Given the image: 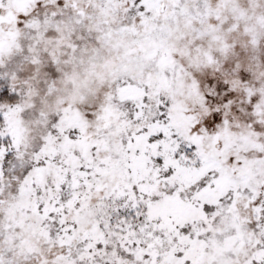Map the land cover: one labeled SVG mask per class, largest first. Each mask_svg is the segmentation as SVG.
<instances>
[{
	"label": "snow or ice",
	"instance_id": "snow-or-ice-1",
	"mask_svg": "<svg viewBox=\"0 0 264 264\" xmlns=\"http://www.w3.org/2000/svg\"><path fill=\"white\" fill-rule=\"evenodd\" d=\"M0 264H264V0H0Z\"/></svg>",
	"mask_w": 264,
	"mask_h": 264
}]
</instances>
